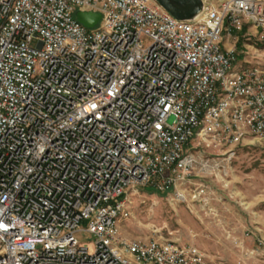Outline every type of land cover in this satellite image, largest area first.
Listing matches in <instances>:
<instances>
[{
  "label": "built area",
  "instance_id": "2783aa9c",
  "mask_svg": "<svg viewBox=\"0 0 264 264\" xmlns=\"http://www.w3.org/2000/svg\"><path fill=\"white\" fill-rule=\"evenodd\" d=\"M204 2L0 0V264H225L118 224L140 187L187 180L192 142L264 141V64L230 41L264 0Z\"/></svg>",
  "mask_w": 264,
  "mask_h": 264
},
{
  "label": "rangeland",
  "instance_id": "374dc122",
  "mask_svg": "<svg viewBox=\"0 0 264 264\" xmlns=\"http://www.w3.org/2000/svg\"><path fill=\"white\" fill-rule=\"evenodd\" d=\"M234 39L241 61L242 52L258 49L264 64V29L247 24L232 32ZM193 145L197 141L188 150L197 153V163L186 181L170 190L140 187L130 195L131 212L118 221L121 237L194 245L225 264H264V141L249 136L237 145ZM202 184L206 191L198 195Z\"/></svg>",
  "mask_w": 264,
  "mask_h": 264
},
{
  "label": "water",
  "instance_id": "95a60500",
  "mask_svg": "<svg viewBox=\"0 0 264 264\" xmlns=\"http://www.w3.org/2000/svg\"><path fill=\"white\" fill-rule=\"evenodd\" d=\"M160 5L178 19L191 20L200 15L204 0H157ZM77 18L88 27H93L101 19V14L92 11H77Z\"/></svg>",
  "mask_w": 264,
  "mask_h": 264
}]
</instances>
